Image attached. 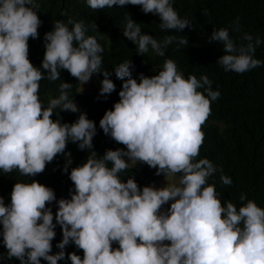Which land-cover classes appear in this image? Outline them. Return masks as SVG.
I'll use <instances>...</instances> for the list:
<instances>
[{
    "label": "clouds",
    "instance_id": "9594fccd",
    "mask_svg": "<svg viewBox=\"0 0 264 264\" xmlns=\"http://www.w3.org/2000/svg\"><path fill=\"white\" fill-rule=\"evenodd\" d=\"M93 10L141 6L144 14L159 17L161 30L183 32L192 28L173 7V0H87ZM34 0H0V170H18L35 177L58 155L65 157L68 173L72 164L69 142L81 151L92 150L79 166L71 168L74 186L69 198L57 200L54 190L32 180L17 182L10 203L0 196V236L6 255L0 261L20 264H264V209L252 200L237 209L232 202L222 205L215 185L207 183L217 168L208 159L196 160L204 142L202 125L211 114V101L220 92L212 90L207 76L187 79L177 64L168 59L151 77H133L134 64L125 61L113 71L122 81L119 101L107 110L99 128L123 148L107 149L97 157L93 140L95 121L80 112L71 123L53 119L55 110L79 112L70 99L72 83L62 82L58 97L44 107L40 97L43 79L57 81L67 71L81 85L101 74L99 95L107 99L116 85L112 72L103 68L104 51L94 36L87 35L83 22L72 28L56 21L44 34L45 53L41 67L29 59V39H38L42 25ZM123 36L138 46V54L149 51L159 56L178 39L157 41L142 33L139 23L125 17ZM70 23H72L70 21ZM246 43L237 44L227 29L213 30L209 43L223 44L217 62L225 71L243 74L262 66L254 58L261 39L245 33ZM206 86V87H205ZM204 88L207 96L198 91ZM130 164H145L157 176L180 174L179 184L156 181L138 185L134 177L125 181L121 173ZM109 165H111L109 167ZM222 171V170H221ZM222 184L231 185L221 175ZM241 195L240 200H246ZM58 205L55 214L49 206ZM166 205H170L165 208ZM55 221V222H54ZM59 225L62 239L53 240ZM117 244L118 247H113ZM69 245L82 250L83 257L66 252Z\"/></svg>",
    "mask_w": 264,
    "mask_h": 264
},
{
    "label": "trees",
    "instance_id": "16d2710c",
    "mask_svg": "<svg viewBox=\"0 0 264 264\" xmlns=\"http://www.w3.org/2000/svg\"><path fill=\"white\" fill-rule=\"evenodd\" d=\"M34 3L38 6L37 14L42 25L38 29L39 38L29 39V59L33 65L41 67L45 53L44 34L53 30L56 21L64 22L69 29L74 23L83 22L87 28L86 34L94 36L103 48V68L112 72L110 79L116 85V91L105 99L99 95V91L79 92V82L67 71H62L57 81L43 79L40 82L39 97L44 107H47L51 99L58 97L60 84L69 82L72 83L70 99L75 100L79 108L76 113L56 109L53 119L61 117V122L71 123L78 118L80 112L87 113L88 118L95 121L97 126L93 145L98 158L107 149L123 148V145L117 144L99 128V121L105 112L119 101L122 81L116 78L113 70L125 61H132L135 66L133 77L138 80L140 73L148 77L158 74L163 69L164 62L171 59L185 79L190 75H195L198 80L207 76L212 82V90L220 92L219 98L211 101V114L202 125L204 142L196 157L197 161L208 159L217 168L207 183L215 185L222 205L232 202L239 209L247 200H252L264 209V64L243 74L225 71L217 62L224 54L222 42L209 43L213 30L227 29L237 44L246 43L242 38L248 33L254 40L256 37L261 39L254 58L264 61V0H173V7L179 16L188 19L192 25V28H185L183 32L161 30L159 17L151 13L144 14L141 6L126 5L93 10L88 6L87 0H34ZM125 17H131L139 23L142 33L153 36L157 41L162 42L168 36H176L188 39V45H179L177 39L164 49V56L157 55L151 46L147 53L140 55L137 53L138 46L123 36ZM93 77L103 78L101 74H94ZM198 91L207 96L204 88ZM66 151L71 153L72 159L68 173L63 171L66 163L63 155H58L46 165L43 173L35 177L22 176L18 170L11 173L0 170V196L4 197L5 203H10V193L15 183H31L33 179L52 188L57 200L70 199V191L74 189L69 178L71 168L81 165L92 150L81 151L76 144L69 142ZM155 172V169L140 164L139 169L130 166L120 175L125 182L134 177L142 188L151 181L158 182L164 177L157 176ZM176 175L180 177V174ZM221 175L230 177L232 184H222ZM242 194L247 198L244 201L240 200ZM49 206L55 214L58 205L53 203ZM169 206L166 205L165 208ZM55 231L53 253L59 251L55 245L62 239L59 225ZM116 245L113 244V247H118ZM66 252H75L83 257L82 250L75 245L67 246ZM0 254L6 255L2 236ZM0 264L20 262L13 258L7 262L0 261ZM41 264L47 262L42 260ZM58 264L71 262L65 259Z\"/></svg>",
    "mask_w": 264,
    "mask_h": 264
},
{
    "label": "rangeland",
    "instance_id": "374dc122",
    "mask_svg": "<svg viewBox=\"0 0 264 264\" xmlns=\"http://www.w3.org/2000/svg\"><path fill=\"white\" fill-rule=\"evenodd\" d=\"M103 78H96V77H92L91 80L85 84L84 86L81 85L80 83L78 84V91L81 93H87V92H94V91H100L101 88V81ZM131 167H134L136 169L140 168V164L137 165H133L130 164ZM179 179L180 177L175 175V176H169V177H163L161 179H159L158 186L161 187L163 185H165L166 183H176L179 184ZM117 246V245H116Z\"/></svg>",
    "mask_w": 264,
    "mask_h": 264
}]
</instances>
